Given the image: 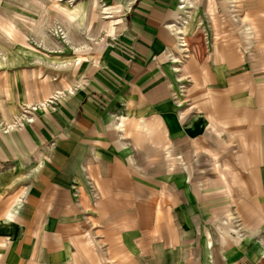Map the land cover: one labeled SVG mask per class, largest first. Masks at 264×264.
I'll list each match as a JSON object with an SVG mask.
<instances>
[{
  "label": "crops",
  "instance_id": "1",
  "mask_svg": "<svg viewBox=\"0 0 264 264\" xmlns=\"http://www.w3.org/2000/svg\"><path fill=\"white\" fill-rule=\"evenodd\" d=\"M100 1L84 45L21 46L53 64L22 94L0 73V264H264V0L210 62L183 55L180 0Z\"/></svg>",
  "mask_w": 264,
  "mask_h": 264
},
{
  "label": "rangeland",
  "instance_id": "2",
  "mask_svg": "<svg viewBox=\"0 0 264 264\" xmlns=\"http://www.w3.org/2000/svg\"><path fill=\"white\" fill-rule=\"evenodd\" d=\"M191 2L192 7L188 5V0L187 2L180 0L179 3L181 7L183 6V17L179 21L184 19L188 25H186L188 27L187 39L185 41L180 40V45L184 42L188 44L189 52L187 53V46L182 47L184 49L182 51L185 52L183 55H191L195 48L203 53L206 50L208 51L207 59L210 62L214 41L227 40L233 34L240 38L241 33L246 43H252L256 33L249 18V11L252 8L249 0H191ZM73 10L80 11L76 20L72 22L70 16L74 13ZM104 11L100 0H0V73L8 72L12 97L15 98L17 93L22 94V73L31 69L26 65L31 64L35 58L25 53L35 54L37 57L43 55L40 54L42 50L36 47V44L42 40L51 50L55 48L64 50L70 44V41L65 38L66 33H68L73 44L84 45L86 41L82 36L83 31L90 38H93L99 31L107 29L108 23L103 19L106 16L103 14ZM92 13L97 17L96 23L91 21ZM262 16L264 15L258 12L254 14L256 23L260 26H264V17ZM92 20L94 21L95 17ZM86 21V26L83 28ZM231 23H235L239 27L240 33L231 30ZM217 25L219 26L216 27ZM34 40L35 43H33ZM257 44H254L251 49L252 55L255 56L256 65L260 64L262 57ZM241 45L243 46L242 41ZM21 46L25 53L22 52ZM16 47L17 50H15ZM10 51H12L11 55L8 56L7 60H4V56L7 57ZM240 52L242 51L240 50ZM25 60L27 62L23 64ZM42 61L50 62V65L41 64ZM33 65H35L34 69L37 70L53 67L50 60L40 58H36L31 66ZM257 68L256 66V70ZM190 82V79L185 77V83H188L185 87L189 86ZM8 85V83L4 85L0 83V95L2 97L3 94L9 95ZM183 87L184 85H182ZM180 91L183 92L184 88ZM1 106V110L6 107L3 102ZM2 116L6 117L3 112ZM227 228L233 230V225L229 224ZM209 230L212 231L211 228Z\"/></svg>",
  "mask_w": 264,
  "mask_h": 264
},
{
  "label": "bare ground",
  "instance_id": "3",
  "mask_svg": "<svg viewBox=\"0 0 264 264\" xmlns=\"http://www.w3.org/2000/svg\"><path fill=\"white\" fill-rule=\"evenodd\" d=\"M183 2H184V0H183ZM186 2H187V0H186ZM188 5H192L193 6V4H192V2H191V0H188ZM191 6V7H192ZM183 7V6H182ZM103 8H104V13L103 14H105V15H107L108 14V12H107V8L106 7H104L103 6ZM74 11V10H73ZM79 11L80 10H77V11H74V13L73 14H71V16H70V18H71V20H72V22L74 21V20H76V16L79 14ZM104 18H106V16L105 17H103V19ZM108 18V17H107ZM86 23H87V21L86 22H84V24H83V28H85V26H86ZM185 23V24H184ZM187 21L186 20H182V21H178V22H176L174 25H172V29L174 30V32H175V34H176V36H177V39L180 41V40H182V41H185L186 39V37H187V34H186V28H187ZM74 26V25H73ZM65 38L67 39V40H69L70 41V44L67 46L68 48H70V47H78L77 45H75V44H73V42L71 41V39H70V37H69V35H68V33H66V35H65ZM39 41H41V40H39ZM33 43H35V40H34V42ZM181 47H186L187 46V43H183L182 45H180ZM36 47H39L42 51H46V52H50V53H62L64 50H61L60 48H55L54 50H51V49H49L47 46H46V44L44 43V41L42 40L40 43H37L36 44ZM72 49V48H71ZM75 49V48H74ZM69 52V51H68ZM8 56V55H7ZM7 59V57L6 56H4V60H6ZM66 63V62H65ZM41 64H47V65H50V62H47V61H42L41 62ZM8 87H9V85H8Z\"/></svg>",
  "mask_w": 264,
  "mask_h": 264
}]
</instances>
